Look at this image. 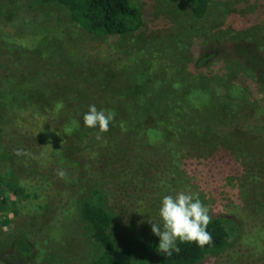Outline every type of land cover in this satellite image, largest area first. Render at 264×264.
<instances>
[{"label": "rangeland", "instance_id": "1", "mask_svg": "<svg viewBox=\"0 0 264 264\" xmlns=\"http://www.w3.org/2000/svg\"><path fill=\"white\" fill-rule=\"evenodd\" d=\"M130 1L143 16L137 32L91 39L57 4L0 0V26L13 17L11 22L22 29L31 21L29 32L35 33L19 35L22 30L14 33L9 27L18 38L15 45L0 42V264H42L34 254L44 248V264L53 257L84 264L93 247L76 229L77 224L69 227L64 212L69 207L62 203L70 197L72 205L91 188L100 189L121 223L134 222L144 238L153 233L150 220L162 224L163 196L183 191L201 197L210 211L236 216L239 231L230 245L199 264H264V190L253 186L251 190L242 174H235L242 179L233 177L230 184L221 179L217 191L209 193L201 181L204 158L176 156L170 144L147 154L158 169L142 166L133 173L116 157L122 148L116 141L91 151L81 144L83 140L68 136L61 152L51 153L49 145L60 139L59 130L45 126L34 132L27 122L40 118L33 111L28 113L31 98L39 105L64 98L66 106L77 105L81 111L91 105V98L97 102L102 98H184L199 83L211 96L204 106V119L193 121L194 128L208 127L222 137L227 133L261 137L256 127L264 130V83L256 79L258 71L251 62L253 53L264 56V0H215L200 20L193 19L189 8L176 0ZM2 29L7 30L4 25ZM217 38L233 41L222 44L232 54L224 60L215 61ZM260 69L264 71V63ZM234 79L242 81V86ZM17 149L31 155L17 156ZM140 153L146 154L144 148ZM59 155L68 157V162L58 159ZM60 170L66 178L58 176ZM162 182L169 189L161 187ZM57 204L61 220H47L51 212L47 208L56 210ZM39 214L43 219L36 218ZM52 234L57 242L48 244ZM35 235H40L38 249L29 242ZM19 242L23 253L16 252Z\"/></svg>", "mask_w": 264, "mask_h": 264}, {"label": "trees", "instance_id": "2", "mask_svg": "<svg viewBox=\"0 0 264 264\" xmlns=\"http://www.w3.org/2000/svg\"><path fill=\"white\" fill-rule=\"evenodd\" d=\"M176 1L189 8L193 19L200 20L206 17L209 6L215 0ZM39 2L42 4L54 3L64 8L70 21L91 39L134 33L143 24V16L140 9L132 5L130 0H39ZM11 21H13V17L10 20H5L3 25L6 26L7 30L4 32L2 31L3 25L0 26V42H5L7 45H15V40L18 38H15L13 33H10L9 27L13 28L12 31L14 33L16 29L22 30L19 35L27 31L30 36L35 34L34 32H29L31 21L25 23L27 24L25 29ZM232 42L224 39L217 40L219 50L216 52L219 54L218 59L215 61L224 60L225 57L228 58L229 55H232L230 54L231 51L222 46V44ZM223 49L224 53L222 52ZM256 56L257 54L253 53L251 65L255 72L258 71L256 79L264 83V71L260 69L264 63V56L261 54L260 57L257 56L255 59ZM209 68L210 70L212 69L211 67ZM149 72L152 71L149 70ZM234 83H236V80ZM176 84L179 85V83ZM236 84L237 86H242L243 82L239 81ZM201 86L196 83L194 87H190L184 93V98H102L103 100L99 102L91 98V105H101L102 107L98 109L115 112V119L110 124V130L103 133L101 139H97L98 128L84 126L83 115L88 111L89 107L80 111L75 104L76 106L71 108L70 105L66 106L64 98H56L53 101H49L47 103L49 105H39L34 98H31L32 102L27 105L28 113L33 111L34 115L37 113L40 118H31L27 122L32 125L34 132L45 126L47 129L59 130L60 139L49 145L51 153L61 152V148L65 145L68 136H76L78 138L76 141L79 139L83 140L81 144L91 148V151L101 148L105 149L104 147L116 141L119 146H122L116 152V157L118 156L125 168L130 169L129 172L134 173L142 166L158 169L155 160L149 159L151 156L149 157L147 154L149 151L153 152L161 145L170 144L171 147L174 146L175 150H177L176 156L187 157L189 155L195 160L204 158L201 164L204 178L201 181L206 183L205 189L209 193L217 191L221 179L223 182L225 181V184H230L231 182L228 181L231 178H241V175L235 176V174H242L244 176L243 180L248 179V183L251 184V190L252 186L256 187L257 190H264V130L256 127V129L261 131L259 132L261 137L248 139L236 133H227L224 135L225 137H222L223 135L213 132L208 127L199 130L194 128L193 121L195 123L197 119H204V115H202L204 106L207 99L211 96V93L208 94L209 91H205V88L203 89ZM151 87L155 86L152 85ZM249 101L251 104V100ZM244 102L247 103L248 101L245 100ZM247 107L249 109L251 106L247 105ZM148 118H151L152 121L148 120ZM191 118L192 121L189 120ZM80 134H82V137ZM110 146H113V143ZM141 148H144L146 154H139ZM111 149L115 150L114 147ZM145 155L147 156L144 157ZM114 157L113 155L112 158ZM58 159L66 162L69 160L68 157L62 155H59ZM261 161H263V164ZM260 163L262 168H260ZM159 169L165 170V167L160 166ZM26 183L28 184V182ZM161 187L169 189L165 184L164 186L161 185ZM65 194L68 195V193ZM103 196L104 193L100 189L91 188V190L81 193L72 205H70L69 195V198L62 203L65 205L62 207H69L65 208L66 211H64L71 222L69 227L73 225L75 227V224H77V228H75L81 231L84 240L93 247L91 255L84 264H199L209 254L230 245L239 231V222L236 216L209 210L212 221L208 225L207 231L211 233L213 243L201 248L195 243L178 242V246L181 248L180 253L166 256L158 250V236L150 233L144 238L140 234V228H136L134 222L121 223L120 216L107 206ZM145 205L146 203H143V206ZM43 207L47 208L48 206L45 205ZM47 209L51 211L47 220H61L62 212L58 204L56 210ZM39 215L36 218L43 219L41 217L43 215ZM14 235L12 237H17ZM20 235L28 239L24 232L20 231ZM39 237L40 235H35L29 238V242L37 249L40 247L37 241ZM41 238L43 241L46 240L43 235ZM262 238L264 240V236ZM53 241L57 242L54 234H52L51 239H48V244H53ZM21 244L22 242H19V245L15 244L16 252L19 249L23 253V248L22 250L20 249ZM45 247L51 248L52 246ZM43 251H38L34 254V257L40 258L39 260L42 264H44L41 261ZM60 263L78 264L67 260L55 259L54 257L50 262V264Z\"/></svg>", "mask_w": 264, "mask_h": 264}, {"label": "clouds", "instance_id": "3", "mask_svg": "<svg viewBox=\"0 0 264 264\" xmlns=\"http://www.w3.org/2000/svg\"><path fill=\"white\" fill-rule=\"evenodd\" d=\"M115 119V112L98 109L95 104L89 105L83 115V123L88 128H98L97 139L110 130V124ZM17 156H30L27 150L17 149ZM61 179L66 178L63 170L58 171ZM159 215L162 224L149 221L153 234L159 237L158 250L166 256L179 254V243H195L198 247L213 243L212 235L207 231L212 221L209 208L191 193L178 192L175 196L165 195L161 201Z\"/></svg>", "mask_w": 264, "mask_h": 264}]
</instances>
